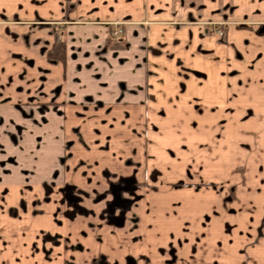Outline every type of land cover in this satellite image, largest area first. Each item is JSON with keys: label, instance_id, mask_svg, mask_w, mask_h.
<instances>
[{"label": "crops", "instance_id": "1", "mask_svg": "<svg viewBox=\"0 0 264 264\" xmlns=\"http://www.w3.org/2000/svg\"><path fill=\"white\" fill-rule=\"evenodd\" d=\"M176 20L187 23L167 22ZM116 26L122 36L112 35ZM143 34L160 51L144 49ZM61 41L65 59L51 58ZM100 41L111 58L86 70L82 51ZM85 94L101 101L90 107L143 114L139 176L75 161L57 174L47 165L36 180L3 175L0 264H264V0H0L5 125L17 129L24 113L81 110ZM47 191L63 210L73 200L53 249L40 233L56 227L55 201L38 198ZM97 194L117 207V229L86 236L81 206L98 207Z\"/></svg>", "mask_w": 264, "mask_h": 264}, {"label": "rangeland", "instance_id": "2", "mask_svg": "<svg viewBox=\"0 0 264 264\" xmlns=\"http://www.w3.org/2000/svg\"><path fill=\"white\" fill-rule=\"evenodd\" d=\"M84 22L89 23L88 21ZM167 22L172 25L187 23L183 20ZM194 23L204 24L208 23V21L196 19ZM209 23L224 25L225 22L211 21ZM116 29H121L122 33L116 35ZM111 33L113 36H122L124 29L116 26ZM142 38L145 40L143 43L144 49L160 51L149 44L146 34H143ZM163 42L161 41L160 43L161 53L166 51V46H164ZM107 44V42L100 41L98 43L99 47H96L98 45L95 46V44H92V46L86 45L82 53L84 56H87L86 62L88 61V63L82 65V67L91 71V68L95 66L92 63L96 60L97 62L101 60L108 62V59L110 60L111 58V46ZM170 56L173 58V61H176L177 58L182 60L177 55L175 48L174 53L172 54L171 52ZM88 57L92 58L88 59ZM135 61L138 60L136 59ZM100 67L103 68L105 66L100 64ZM105 77H101L103 84H107ZM100 99L105 101L104 97ZM80 101L84 107H81V110L77 111H72V109L68 108L63 113L58 112V114L57 112L21 114L24 117L23 120L27 121L16 122L14 125H19L17 129H13L8 122L5 125L4 119L6 118V113L5 118L0 119V179L3 178V175H13L16 173V175H27V177H23L27 180H36V178L41 177L39 175L40 172L47 169V165H57L59 168H56L53 172L57 174L61 171V168L62 170L72 169L74 161L76 162L75 169L88 168L87 166L91 167V169H101L100 167H102L108 176L114 174L115 177L118 176L120 179L121 176H125L122 170L129 168L132 172L131 175L139 176L144 158L143 155L146 151L145 139L147 137L143 114L128 111L121 112L119 110L112 111L110 108L90 107L89 105L100 106L101 101L89 94H85ZM56 115L59 116L56 117ZM56 118L59 119V123H56ZM15 149H18V152ZM16 178L18 179V177ZM124 179L135 180L136 178L130 177ZM82 195V200H86V204L89 205L91 194L86 193ZM104 196L105 194H97L95 196L98 200V207L91 205V207L88 205L81 206L79 227L81 228V232L86 234V236L88 234L99 235L111 231L115 232V229H117L115 224L118 219L114 217L117 207L106 205L103 202ZM42 197L38 198L40 200L45 198L48 203L55 201L57 207L53 212L54 227H56L50 228L51 225H44L40 229L42 230L40 233H48V243L51 244L48 248L53 249L61 244L59 239H62V237H60L59 229L63 213L66 215L65 218H73L72 194H68L67 198L71 200L70 206L67 205L66 200L64 210L62 209V205L59 204V197L54 195L52 191L43 193ZM36 199L35 196L32 199L34 206L37 205ZM99 202H103V204ZM27 203L29 202L23 201L19 206V210L22 211L25 208L24 212H28ZM116 204L127 206L120 200H117ZM13 213L17 214V210H14ZM117 226L119 225L117 224ZM71 228L70 226L69 231H71Z\"/></svg>", "mask_w": 264, "mask_h": 264}, {"label": "trees", "instance_id": "3", "mask_svg": "<svg viewBox=\"0 0 264 264\" xmlns=\"http://www.w3.org/2000/svg\"><path fill=\"white\" fill-rule=\"evenodd\" d=\"M49 55L51 58L54 59H65V55H66V47H65V43H63V41H61L60 43L56 44L49 52Z\"/></svg>", "mask_w": 264, "mask_h": 264}, {"label": "built area", "instance_id": "4", "mask_svg": "<svg viewBox=\"0 0 264 264\" xmlns=\"http://www.w3.org/2000/svg\"><path fill=\"white\" fill-rule=\"evenodd\" d=\"M220 33H222V30H218ZM120 33H122V30L121 29H116L115 30V34L117 35V34H120Z\"/></svg>", "mask_w": 264, "mask_h": 264}]
</instances>
